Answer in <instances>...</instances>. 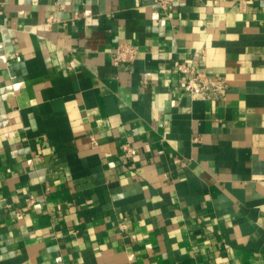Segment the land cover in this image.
Wrapping results in <instances>:
<instances>
[{"label":"crops","instance_id":"0c3cea01","mask_svg":"<svg viewBox=\"0 0 264 264\" xmlns=\"http://www.w3.org/2000/svg\"><path fill=\"white\" fill-rule=\"evenodd\" d=\"M0 264H264V0H1Z\"/></svg>","mask_w":264,"mask_h":264},{"label":"built area","instance_id":"2783aa9c","mask_svg":"<svg viewBox=\"0 0 264 264\" xmlns=\"http://www.w3.org/2000/svg\"><path fill=\"white\" fill-rule=\"evenodd\" d=\"M154 6L159 7L165 12H169L172 5L177 0H143ZM1 9V0H0ZM138 54V47L135 44L122 42L117 45L114 54V64H130L132 63ZM178 70L181 74L185 75L186 89L192 93L194 97L201 98L203 100H214L225 95L227 84L224 80L215 79L210 73L204 69H199L193 64L181 62L178 64ZM96 145V141L93 142ZM138 153L136 147L130 143H124L122 145L121 155L125 161L134 157ZM29 202H34V197L29 199ZM18 217L21 218L22 214L19 213Z\"/></svg>","mask_w":264,"mask_h":264}]
</instances>
